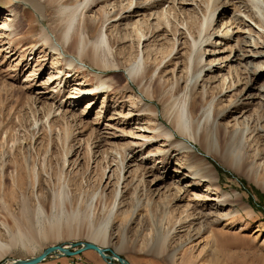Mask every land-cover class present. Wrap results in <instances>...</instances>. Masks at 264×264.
Instances as JSON below:
<instances>
[{"label":"rangeland","instance_id":"1","mask_svg":"<svg viewBox=\"0 0 264 264\" xmlns=\"http://www.w3.org/2000/svg\"><path fill=\"white\" fill-rule=\"evenodd\" d=\"M130 1L131 9H123ZM146 1L98 0L77 12L74 26L85 32L88 17L95 25L91 39L107 34L113 52L107 59L114 61L116 56L120 61L119 70L102 72L89 60L85 70L72 69L64 60L56 64L54 53L42 45V29L51 24L44 7L36 10L27 0H0V239L6 241L7 232L17 227L24 204L39 208L45 222L72 230L70 236L47 239L32 252H9L0 262L31 258L50 245L90 241L100 221L107 219L110 239L97 243L130 264L264 261V191L256 186H264V150L251 131L256 123L249 120L245 125L247 116L262 115L264 97L259 101L248 97L240 83L236 89L227 88L228 79L222 84L221 74L230 64L220 70L206 66L196 92L189 85L190 25L195 29L202 25L212 0ZM231 2L218 5L213 24L219 22L221 10L222 18L240 10L251 25L242 27L251 40L246 33L239 35L240 48L257 41L262 46L256 49L264 54V28L246 16L250 11L264 19V0ZM105 11L113 17L102 23ZM213 40L207 49L223 53L209 56L207 51L205 63L229 54L231 43L224 46V40ZM137 57L149 67L142 81L146 93L140 92L138 83L122 88V73ZM97 75H105L116 89H100ZM261 85L264 75L254 86ZM220 88L229 92L221 96ZM149 93L151 111L140 102ZM172 99H177L176 107ZM216 100L221 103L216 105ZM210 101L218 113L206 128L214 147L207 156L209 165L196 169L192 155L176 144L168 145L169 135L159 122L168 124L170 119L164 116L168 104L176 110L184 102L189 109L194 107L199 119L197 110ZM217 127L227 134L225 143L217 139ZM62 189L66 193L59 197ZM12 193L15 199L10 201ZM224 199L231 203L222 204ZM90 254L96 256L95 262ZM79 261L107 264L92 250L77 256L52 254L37 264Z\"/></svg>","mask_w":264,"mask_h":264},{"label":"bare ground","instance_id":"2","mask_svg":"<svg viewBox=\"0 0 264 264\" xmlns=\"http://www.w3.org/2000/svg\"><path fill=\"white\" fill-rule=\"evenodd\" d=\"M27 1H29L32 7H34L36 10H39V8L44 7L47 14H50L49 16H51V24L48 27L42 29L43 32L41 34V39L44 40V43L42 45H47L48 48L51 49V51L54 53H52L54 55L53 60L57 61L56 64L59 63L61 60H64L65 62L69 63L72 69L73 67H79L85 70V68H88L87 60H89L90 65L92 67L97 68L102 72H104L105 70L113 72L119 70L120 61L119 59H117L116 56L112 58L114 59V61H111V59H107L108 55H111L113 53L111 52L112 43L107 37V34H103V36H99L96 40H92L91 37L95 29V25L91 20L88 19V17L84 26V28H86L84 29L85 32L81 31V29L83 28L80 29L79 27L76 28L74 26L75 19H77V12H79L82 7L85 8L88 4H93L98 0H79L75 4H69V0H44L43 3L41 2V0ZM231 1L232 0H228L227 3L220 0H212L210 6L211 10L207 15L204 14V21L202 25L199 27L197 26L196 29L193 25H190V36L192 38V43L187 40V47L189 53L188 70L191 75L189 85L193 87L192 89L193 91H195V89L197 88L196 86L199 82L198 80L200 78V74L206 66H209L207 70H210L213 67H215V69L220 70L223 66H227L228 64H230L228 66V72L221 74V80L223 82L222 84H224L228 79L227 81L229 83V87L227 88L236 89L238 84L240 83L244 86V88L248 90V97L258 99L259 101L261 97H264V85H261L259 87H255L254 85L258 83V80L264 75V70L262 66L264 62L261 61V57L264 54L256 49L262 45H260V42L257 41H255L254 43H252V41H247L248 44L242 49L240 48V39H238L239 35H243V33L247 34V31L245 29L242 30L244 28L243 25H251L247 23L248 21L245 19L244 15H242L240 10H238V14H235L234 12L232 16L223 18L222 16H224V12H222L223 10H221V12L217 14V18L220 17L219 22H217V24H213V18L218 10V5L225 6L227 4H232ZM151 3L152 2H150V4ZM132 4V1L128 2L123 7V9H129ZM110 11H105L106 13L102 15V23L109 21V19L113 17L110 15L112 13ZM251 13L250 11L246 12V16L248 17V19L250 21L254 20V23L264 28V19H261L260 17L258 19V16L255 17V13V15H252ZM254 18H256V21ZM216 27H218L217 31H215ZM249 34H247L246 36H248L250 39L251 37ZM141 35L142 34L139 35V40L140 37H142ZM214 38H219L222 41L224 40V46H228V44L231 43L229 54H231L233 51V56H230L228 54V56L222 57L221 59L214 57L211 62L209 61V63H205L204 54L207 51H209V56H218L219 53H223L222 51L219 52L220 50L218 49L216 51L215 48H212V50L207 49V47H213V44H215L216 40H213ZM262 38H264V36H262ZM66 52L67 56H63V54ZM135 59L136 60L132 62L127 69L125 68V71H123L122 73L125 79V84L122 86V88L127 89L130 87L131 84L138 83L141 84L140 86L143 88L140 92L144 91V93H146L148 91L147 89H144L142 81L147 77L149 67L147 63L142 62L141 58L137 57ZM222 62H224L225 65H221ZM217 63L219 64L217 65ZM104 76L105 75L96 76L97 79L100 81V89H105L106 86H112L110 83L108 84V82L105 81ZM116 87L112 86V89H116ZM222 90L224 91V89H221V96H224L227 92H229H223ZM81 91L82 93L89 92V90ZM150 94L151 93H149L148 96L144 94V100L140 99L142 107L147 106V110L149 111L152 110V106L147 103L148 100L151 101L152 99V96ZM176 100L177 99H174L172 101L174 104L173 107L176 105ZM260 101L263 110L262 115L259 118L253 119L247 116V120L245 119V125L249 124V120H251V123H256L254 124V126H256L253 127L251 131L255 130L257 135L256 138L258 139L261 148H263L264 150V100ZM216 102V105L221 103L219 102V100H216ZM182 103L183 105H179L176 110L174 109L175 111L171 110L172 104L170 105L171 107L168 104L167 108H165L166 112L164 116L165 120L168 121L170 119L168 122L169 125L160 121L159 127L161 128V131H164L167 135H169V139H167L168 145L176 144L178 146V149L186 150L189 155H192V162H194L196 165L192 166L196 169L197 167H201L202 169V165H209L207 156L208 154L210 155L212 153V148L214 147L213 136L207 132L206 128L208 127V124L210 122H213L214 124L215 119H217L218 117V113L214 112L213 102L210 101L209 105L201 107L197 110V113L201 112L200 118L197 119V115L199 114H196L194 107H191L189 109L184 102ZM152 116L154 118L157 117L156 107L153 108ZM215 134H217V139H219L220 142L225 143L227 141V134L224 133L221 128H215ZM176 136L179 138H176ZM200 148L203 149L205 152L200 151ZM254 157L256 156L254 155ZM225 159L228 160V157ZM235 167L236 166H234V168ZM201 176L203 177V174ZM256 186H258L262 191H264L263 185L256 183ZM65 193V190L62 189L59 193V197L64 196ZM13 195L14 194L12 193L11 197L8 198L10 201L15 197ZM64 203L65 202H61L60 206H63ZM230 203L231 201L228 199H224L222 201V204L228 205ZM18 214L20 215L18 217V222L16 221L17 227L12 231L9 230L7 232L8 239L6 241L0 239V258L1 256L9 252L15 251L16 249L32 252L34 250L33 248L36 245H40V243L47 241V239H61L63 236H70L72 233V230L69 226L61 227L57 224L45 222L41 217L42 212L39 210V208H30L28 207V205L24 204L22 211L20 210ZM189 215H187V217ZM109 223L110 219L100 221L98 227L94 229V231L90 234L89 240L92 242L95 241L96 243L98 242L103 245L106 244L110 239L108 232V227L110 225Z\"/></svg>","mask_w":264,"mask_h":264},{"label":"water","instance_id":"3","mask_svg":"<svg viewBox=\"0 0 264 264\" xmlns=\"http://www.w3.org/2000/svg\"><path fill=\"white\" fill-rule=\"evenodd\" d=\"M86 250L96 251L100 258L107 264H130L129 261L125 260L111 248L109 249L100 246L95 241L63 242L56 245H50L31 258H16L11 261H1L0 264H37L52 254L58 257L77 256Z\"/></svg>","mask_w":264,"mask_h":264},{"label":"crops","instance_id":"4","mask_svg":"<svg viewBox=\"0 0 264 264\" xmlns=\"http://www.w3.org/2000/svg\"><path fill=\"white\" fill-rule=\"evenodd\" d=\"M92 253V252H91ZM91 258V261L95 262L96 256L94 257L93 254H90L89 256ZM82 261L77 262V264H82ZM64 264V263H63ZM95 264H101V263H95ZM261 264H264V261H261Z\"/></svg>","mask_w":264,"mask_h":264}]
</instances>
